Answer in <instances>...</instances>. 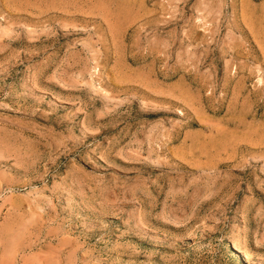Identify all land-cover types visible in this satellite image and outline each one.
<instances>
[{"label":"rangeland","instance_id":"1","mask_svg":"<svg viewBox=\"0 0 264 264\" xmlns=\"http://www.w3.org/2000/svg\"><path fill=\"white\" fill-rule=\"evenodd\" d=\"M0 264H264V0H0Z\"/></svg>","mask_w":264,"mask_h":264},{"label":"bare ground","instance_id":"2","mask_svg":"<svg viewBox=\"0 0 264 264\" xmlns=\"http://www.w3.org/2000/svg\"><path fill=\"white\" fill-rule=\"evenodd\" d=\"M235 246H237V245H235ZM233 248H234V247H233ZM235 248H236V247H235ZM235 248H234V249H235ZM237 248H238V247H237ZM238 249H239V248H238ZM236 251H237V253H239L238 255H240L241 257H243V258L245 259V261L249 263L248 257H246V256L244 255V253H243V254L240 253L237 249H236ZM240 256H239V257H240Z\"/></svg>","mask_w":264,"mask_h":264}]
</instances>
